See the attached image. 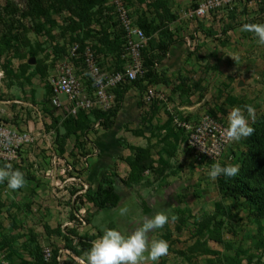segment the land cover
Returning <instances> with one entry per match:
<instances>
[{
	"label": "rangeland",
	"instance_id": "1",
	"mask_svg": "<svg viewBox=\"0 0 264 264\" xmlns=\"http://www.w3.org/2000/svg\"><path fill=\"white\" fill-rule=\"evenodd\" d=\"M127 1L135 22L155 30V38L191 29L195 48L171 73L160 62L141 99H131L137 117L116 129L117 114L109 129L110 114L98 125L100 112L75 116L67 103L55 106L53 79L75 44L94 48L108 71L127 64L113 0H0L3 116L33 137L12 164L24 173L25 186L13 191L0 183V264H84L105 230L127 235L164 209L169 222L150 234L169 243L158 264H264V45L242 31L245 23H264V5L239 4L192 20L187 12L203 0ZM227 26L234 28L226 32ZM153 82L168 86L176 112L194 121L213 109L228 125L233 108L254 107L253 134L231 143L219 160L238 166L233 179L251 188L220 190V177L208 175L215 162L197 158L166 104L145 102ZM132 84L120 87L118 99ZM99 184L117 185L115 208L95 205ZM122 207L130 209L126 216ZM217 221L223 225L211 233ZM62 246L82 249L81 261L59 260L54 254ZM46 248L54 253L49 260Z\"/></svg>",
	"mask_w": 264,
	"mask_h": 264
},
{
	"label": "built area",
	"instance_id": "2",
	"mask_svg": "<svg viewBox=\"0 0 264 264\" xmlns=\"http://www.w3.org/2000/svg\"><path fill=\"white\" fill-rule=\"evenodd\" d=\"M246 2L264 5V0H203L191 8L187 15L189 18H203ZM113 3L118 25L125 33L127 64L121 71L107 72L91 47L87 46L80 52L79 44L73 45L69 49L67 61L58 64V75L53 79V91L56 94L53 104L57 107L63 106L64 103L58 96L64 95L70 106L69 112L74 115L80 110L91 112L95 109H110L114 105L113 90L117 86L145 76L143 49L148 46L151 37L135 23L125 0H113ZM144 100L147 104L155 101L166 104L174 124L185 131L187 145L199 159L203 157L217 162L233 143L224 136L227 124L210 113L203 114L198 121L187 120L176 112L174 104L164 91L153 87L146 91ZM3 115L4 109L0 100V166L20 160L21 151L33 141L30 131L16 127ZM85 188L88 186L85 185ZM70 251L68 248L59 249L58 259H62L63 253L72 254ZM52 255L51 249L46 248V258L49 260Z\"/></svg>",
	"mask_w": 264,
	"mask_h": 264
},
{
	"label": "clouds",
	"instance_id": "3",
	"mask_svg": "<svg viewBox=\"0 0 264 264\" xmlns=\"http://www.w3.org/2000/svg\"><path fill=\"white\" fill-rule=\"evenodd\" d=\"M242 31L252 33L257 43L264 45V23H245ZM254 113L255 109L251 105H246L245 110L235 107L228 113V125L224 129V136L228 141L239 142L253 134L254 128L250 126L249 120L255 119ZM238 171V166L222 165L217 161L212 164L208 175L215 181L220 176L233 178ZM5 182L9 189L16 191L25 186V175L10 163L4 164L0 166V183ZM129 211V208L122 207L120 215L126 216ZM169 219L168 210L164 209L146 218L141 226L127 235L116 228L105 230L85 254L84 264H144L145 261L158 264L168 254L169 243L165 239L152 240L150 234L163 229Z\"/></svg>",
	"mask_w": 264,
	"mask_h": 264
},
{
	"label": "trees",
	"instance_id": "4",
	"mask_svg": "<svg viewBox=\"0 0 264 264\" xmlns=\"http://www.w3.org/2000/svg\"><path fill=\"white\" fill-rule=\"evenodd\" d=\"M125 1H126L127 6L129 7L128 1L127 0H125ZM113 5H114V3H113ZM115 11L116 10H115V5H114V12ZM131 15H132V13H131ZM115 20H116V23H117V26H118V22H117V18H116V12H115ZM136 24H138V23H136ZM138 25L145 31V33L148 36L151 37L148 46L143 49L146 73H145L144 77H138L137 80L128 81V82L134 83V84L127 86V88H125L123 91H121V95H120L119 99H118V96H119V94H118L119 91L118 90H120V87L123 86L124 84L128 83V82H124V83L120 84L119 86H117L113 90V92L115 94V100H114L113 107H111L108 110L95 109V110L91 111V112H95V113H97V112L101 113L102 117H100L97 120V122L100 121V123H102V122L104 123V121L107 119V118L103 117L104 114H110L111 115L107 119V120H110L107 123V125H106L107 128L112 127V125L114 123V119L117 116V114H118V112H119V110L121 108V104H122V101H123V99L125 97L126 92L130 88L135 87V86L139 87L141 90L145 89L146 84H148L151 81L155 80V78L158 75L157 69L159 67V63L161 62L163 56H165L166 53L169 51L170 45L173 42L172 38L170 40H168L167 37L164 40H163V38H161V39L155 38L154 35H152V34H154L155 30L151 29L149 26H145L144 27L141 24H138ZM156 26H158V25H156ZM118 28H119L120 38L123 40L122 47H124V49L123 48L121 49V53H122V50H124V57H125V33L122 30V28H120L119 26H118ZM233 28H234L233 26L232 27L231 26H227L225 31L228 32L229 30H231ZM117 38L118 37H116V39ZM119 42L121 43V41H119ZM109 44L111 45V42H109ZM79 46H80V52H83L85 50V48L87 47V45H81V44H79ZM89 47H91V46H89ZM92 49L94 50L98 61L102 64L101 60L99 59V57H98V55L96 53V50L94 48H92ZM126 62H127V59H126ZM125 66L123 65L120 69H117L115 71H121V70L124 69ZM154 83H157V82H153V84ZM155 102H157V101H155ZM91 112L80 110L76 115H79L81 113H85L86 114V113H91ZM207 113H210L216 119L224 122L222 120V118L217 115L215 110L211 109L210 112H207ZM110 118H112V119H110ZM185 118L187 120H191V117L185 116ZM179 129H181V128H179ZM181 130L183 131V133H184V135L186 137L185 131L183 129H181ZM186 142H187V137H186ZM229 147H230V145L228 146V148ZM202 159H203V157H202ZM212 162H214V161H212ZM246 182L247 181L245 179L242 180V184H244V185L241 186V180H239V179H238V181H236L232 177L220 176V178H219V188L225 194L237 193V192L240 191V189H242V188L245 189V185H246L247 189L251 188L250 185H247ZM93 195L94 196L92 197V199H93L95 205H97L100 208H109V209L115 208L119 204V202L121 201V196L116 192L115 187L112 184H110V185L99 184L98 188L94 191ZM222 225H223V222L217 221V225L215 226L216 229H214V227H210V229L212 230L210 232L212 233L215 230H216V232H218V230L221 228ZM82 243H84V242H82ZM82 243H81V245H82ZM83 246H85V244H83ZM67 248L70 249L76 256L81 254L80 251L82 249L80 250L76 246L75 247L70 246V247H67ZM58 254L59 253L57 252V253L54 254V256H57Z\"/></svg>",
	"mask_w": 264,
	"mask_h": 264
},
{
	"label": "crops",
	"instance_id": "5",
	"mask_svg": "<svg viewBox=\"0 0 264 264\" xmlns=\"http://www.w3.org/2000/svg\"><path fill=\"white\" fill-rule=\"evenodd\" d=\"M247 3V2H246ZM241 4H245V3H241ZM249 5V3H247ZM252 4V3H251ZM130 9V7H129ZM130 13H131V10H130ZM217 15L214 14V16ZM132 16V15H131ZM133 17V16H132ZM208 17V16H206ZM204 18V17H203ZM202 18V19H203ZM209 18V17H208ZM134 19V18H133ZM195 19H199V17H195V18H192V20H195ZM135 21V20H134ZM118 22V21H117ZM119 26V25H118ZM190 27H194L193 24L190 25ZM177 28V27H176ZM174 28L173 29V33H174V36H173V42L172 44L170 45V49L169 51L166 53L165 56H163L162 60H161V64L160 66L162 68H166V71L169 73H171L173 70L175 69H178V67H180V64L181 62L183 61V59L185 57H187L188 53L191 52L192 50H194L195 48V45H193V38L191 36H189V33L192 31L191 29H189V32L186 33L187 29L184 30L183 32L181 31H177L178 29ZM196 34V33H195ZM197 34H201V31H199ZM201 38V37H200ZM104 68V67H103ZM159 68V67H158ZM105 69V68H104ZM106 70V69H105ZM107 72H114L115 70L113 71H108L106 70ZM163 83H160V82H157V83H154V88L158 89V90H161L168 95V93L166 92V90L168 89V86L166 85H162ZM166 89V90H165ZM138 95L141 99V89L139 87H132L130 88L127 92H126V98H125V102L124 104L122 105V107L120 108L119 112H118V116L116 118V123H115V128L117 129L120 125L122 126L124 124V122L126 121H130L132 119H134V117H137L138 113H134L133 111H131V99L132 97ZM62 95H59L58 97L60 98V100L64 103H67L69 104L68 102H66V97H64V99L62 100L61 97ZM64 96V95H63ZM169 97V95H168ZM170 101L172 102L171 100V97H169ZM4 102H2L3 104ZM173 103V102H172ZM174 104V103H173ZM68 108V106L64 105L61 106L60 108ZM70 107V106H69ZM140 117V113H139V116L138 118ZM183 117V116H182ZM194 121V120H192ZM110 129V128H109ZM105 132H107L105 130ZM25 148L21 151L20 153V158L24 155L23 152H24ZM23 154V155H22ZM60 156V154H58ZM112 160V158L110 159ZM108 160V161H110ZM13 164V163H12ZM11 164V165H12ZM4 165V164H2ZM1 165V166H2ZM103 167V166H102ZM99 171L101 168H99ZM63 170V169H62ZM48 173H51V171H49ZM57 175V170H55V175L53 174L54 176V182H56V177ZM75 179L74 177L72 178V180ZM117 185L115 184L114 187H116ZM116 190V189H115ZM117 192V191H116ZM61 248H67L65 246H62ZM60 248V249H61ZM71 252V251H70ZM72 253V252H71ZM68 255H71L74 259H79L78 256L74 255L73 253L72 254H68V253H63L62 254V259H65ZM61 259V260H62ZM81 261V259H79Z\"/></svg>",
	"mask_w": 264,
	"mask_h": 264
},
{
	"label": "water",
	"instance_id": "6",
	"mask_svg": "<svg viewBox=\"0 0 264 264\" xmlns=\"http://www.w3.org/2000/svg\"><path fill=\"white\" fill-rule=\"evenodd\" d=\"M32 61H34V60H30V62H32Z\"/></svg>",
	"mask_w": 264,
	"mask_h": 264
}]
</instances>
